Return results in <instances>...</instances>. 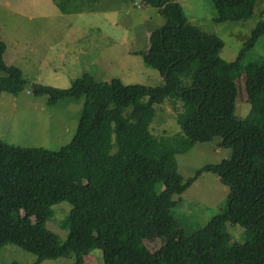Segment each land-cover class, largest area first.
<instances>
[{"label":"trees","instance_id":"trees-1","mask_svg":"<svg viewBox=\"0 0 264 264\" xmlns=\"http://www.w3.org/2000/svg\"><path fill=\"white\" fill-rule=\"evenodd\" d=\"M54 1L61 12L72 13L100 0ZM143 1L165 17L142 53L164 82L99 81L84 73L68 88L31 84V93L46 95L51 105L82 95L85 102L75 135L58 150L0 140V252L15 244L36 255L27 264L71 254L72 264H85L84 257L97 248L104 264H264V60L244 61L264 34V17L237 58L226 61L220 55L223 40L192 24L179 2ZM212 1L215 22L247 20L256 2ZM6 48L0 38V94L18 95L28 81L21 68L6 63ZM235 74L244 76L251 105L244 118L235 114ZM146 96L149 107L167 99L180 103L179 132L154 134L125 113ZM215 137L231 149V157L184 179L176 154ZM204 172L230 187L227 208L196 231L150 250L143 237L172 225L173 195L184 193ZM64 200L72 207L67 238L61 240L45 224L52 206ZM228 224L242 226L244 242L233 239Z\"/></svg>","mask_w":264,"mask_h":264},{"label":"rangeland","instance_id":"rangeland-1","mask_svg":"<svg viewBox=\"0 0 264 264\" xmlns=\"http://www.w3.org/2000/svg\"><path fill=\"white\" fill-rule=\"evenodd\" d=\"M184 8L188 20L223 42L220 53L226 61H234L252 30L263 19L264 0H255L253 16L247 20L215 22L212 0H176ZM165 23L160 8L143 0H100L78 12H61L54 0H0V38L6 43L4 60L21 68L28 81L9 106L0 105V140L22 147H44L58 150L69 144L75 135L83 110L85 95L66 97L51 105L47 96H34L32 83L68 88L84 73L99 81L119 78L126 84L155 86L164 82L158 70L145 64L142 53L148 49L149 34ZM264 60V34L246 52L244 61ZM4 75L0 71V76ZM238 86L235 114L246 117L248 101L243 75H234ZM13 97L4 92L0 95ZM170 100L148 105V97L126 109L134 121L146 123L154 134H175L180 131L177 111ZM9 113V114H7ZM10 115H13L9 118ZM215 137L198 142L187 152L176 154L178 170L184 179L209 163L230 158L232 151ZM230 187L214 173L204 172L182 194H174V221L154 234L143 237L150 250L182 234H190L205 225L213 216L227 208ZM71 203L60 201L52 206L53 215L46 228L61 240L68 234ZM229 223V222H228ZM234 240L245 241L239 224H228ZM36 255L15 244L5 245L0 252V264L13 261L33 263ZM74 255L45 259L41 264H72ZM85 264H104L102 251L97 248L84 257Z\"/></svg>","mask_w":264,"mask_h":264},{"label":"crops","instance_id":"crops-1","mask_svg":"<svg viewBox=\"0 0 264 264\" xmlns=\"http://www.w3.org/2000/svg\"><path fill=\"white\" fill-rule=\"evenodd\" d=\"M151 32V31H150ZM2 94V93H1ZM0 94V95H1ZM19 95V94H18ZM18 95H13V97H6V96H2L1 98H0V105H4V104H6L9 100H10V102H9V106H10V109H11V106H13L14 105V101H17L18 99H15V98H17V96ZM7 114H9V113H7ZM11 116H13V115H10L9 116V118L11 117ZM1 121V120H0ZM1 136V135H0Z\"/></svg>","mask_w":264,"mask_h":264}]
</instances>
